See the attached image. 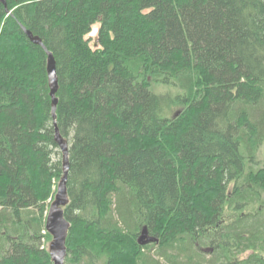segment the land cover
<instances>
[{"label":"trees","instance_id":"16d2710c","mask_svg":"<svg viewBox=\"0 0 264 264\" xmlns=\"http://www.w3.org/2000/svg\"><path fill=\"white\" fill-rule=\"evenodd\" d=\"M23 27L56 60L67 264H264V0L0 2V264H53L63 155Z\"/></svg>","mask_w":264,"mask_h":264},{"label":"water","instance_id":"95a60500","mask_svg":"<svg viewBox=\"0 0 264 264\" xmlns=\"http://www.w3.org/2000/svg\"><path fill=\"white\" fill-rule=\"evenodd\" d=\"M0 2L7 6V0H0ZM25 34L28 36L29 40L35 45L41 46L48 55V76H49V86H50V96L52 98V110L53 119L55 127V142L61 150L63 155V176L58 183L57 193L48 211L46 220V231L52 236V241L49 244V254L52 259L53 264H66L67 259V240L69 236V231L71 228L70 222L65 217V209L70 203L68 194V180L70 172V147L69 142L62 136L60 129L57 124V105L58 97L57 93L59 91V79L57 74L56 60L51 52H49L44 45L41 38L34 36V34L23 27ZM98 33L94 31L92 35ZM96 41L93 43L94 47L98 46ZM158 239L149 234L147 228H144L140 237L139 244L145 246L152 242H157Z\"/></svg>","mask_w":264,"mask_h":264},{"label":"rangeland","instance_id":"374dc122","mask_svg":"<svg viewBox=\"0 0 264 264\" xmlns=\"http://www.w3.org/2000/svg\"><path fill=\"white\" fill-rule=\"evenodd\" d=\"M98 29H99V25H96L95 28H94V30H93V32H94V31H97ZM96 37H97V34H95V35H92V34H91V37H90V38L95 39ZM92 45H93V43H92ZM163 91H165V90H163ZM179 111H180L179 109H176L175 111L171 112V117H173L174 114L176 115ZM57 153H59V155H56L55 159H56V160H62V156L60 155V154H61V150H60V148L57 149ZM260 158H261V159H264V156H263L262 153H261ZM57 187H58V186H57ZM57 187H55V191H56V193H57ZM50 202H51V200H49V204H50ZM44 234H47V231H45ZM50 242H51V241H50ZM50 242L47 244V245H48V248H49V244H50ZM66 264H67V263H66Z\"/></svg>","mask_w":264,"mask_h":264}]
</instances>
